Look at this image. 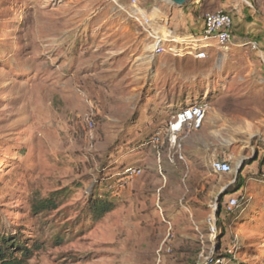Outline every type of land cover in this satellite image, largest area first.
Segmentation results:
<instances>
[{
	"label": "rangeland",
	"instance_id": "rangeland-1",
	"mask_svg": "<svg viewBox=\"0 0 264 264\" xmlns=\"http://www.w3.org/2000/svg\"><path fill=\"white\" fill-rule=\"evenodd\" d=\"M197 1L203 19L220 11L219 0ZM237 4L264 31V0ZM170 10L165 0H0V235L40 246L28 264H264V40L222 60L169 54L158 68L149 32H168L157 19ZM173 96H209L222 119L206 139L217 147L180 167L171 160L198 133L186 129L178 149L156 130ZM157 134L163 147L150 142ZM214 159L234 168L220 175L231 186L222 204L199 206L201 177L166 179L164 160L186 176ZM246 176L249 210L228 217ZM57 191L58 208L34 215ZM100 200L114 208L96 217Z\"/></svg>",
	"mask_w": 264,
	"mask_h": 264
},
{
	"label": "crops",
	"instance_id": "crops-1",
	"mask_svg": "<svg viewBox=\"0 0 264 264\" xmlns=\"http://www.w3.org/2000/svg\"><path fill=\"white\" fill-rule=\"evenodd\" d=\"M220 2L217 5V9L224 10L228 13H230L233 16L234 19V41L231 47H234L236 45H242L243 40L245 38H252L259 43L260 48H262V40H264V31H263V26L257 25L256 23L259 21L256 15L252 14V9L249 8H240L239 4H237V0H219ZM254 1V0H252ZM252 6V5H251ZM173 7V6H172ZM171 8V7H170ZM240 8V9H238ZM239 15V16H238ZM167 21L163 19H157V26L158 28L163 27L165 24L167 25V30L170 31L174 36L180 37V38H185L187 36H191L193 34H200L203 31L204 28V19L201 18V16L197 15L196 8L191 7L190 5L184 6L182 8L178 7H173V10L169 11V14H167ZM160 22H162V26H160ZM253 24V26H252ZM161 30V29H160ZM160 33V32H159ZM244 45V44H243ZM246 47V46H245ZM250 49L249 47H246ZM217 47H214L213 49H210L208 52V57L204 60H199V61H205L207 59H210L213 56L218 57V59L222 60V57H228V52L224 50L222 52L216 53L215 50ZM233 49V48H232ZM222 50V49H221ZM169 53L164 54V55H156L154 54L155 57H157V66L158 68H161L162 62L164 60V57L168 56ZM186 57H192V56H184L182 58ZM194 58V57H192ZM196 59V58H195ZM198 60V59H196ZM141 65V64H140ZM141 68L139 69L140 71L142 70V65L140 66ZM155 73V72H154ZM209 96H176V97H171V105L169 107H165L164 112L165 113H171L175 112L171 118L178 112H180L182 109L185 107H188L192 104H208L207 100ZM208 114L203 122L202 127L199 130H192L197 134L195 136L196 139H198V145L194 144L195 141H189L186 140L184 142V147L187 152V156L181 152L183 156V160H180L178 158H174L171 160V163L178 162L177 166H181L183 162L185 161L186 158H189V162L196 161L195 158L193 157H198L201 155V153L198 150H201L203 147L210 149L213 144L209 141H207V136L208 134L212 131L213 126H222V119L216 115H213L210 113L211 108L208 105ZM171 121H163L162 123L156 122V130L158 132H162L165 137H167L166 134H168V124ZM166 122V123H165ZM218 124V125H217ZM169 136V135H168ZM187 136L186 131L184 130L180 134V139L183 140ZM193 139V138H192ZM161 141V142H160ZM159 143L163 147L166 143L167 140H164L163 138H160ZM158 143V144H159ZM216 145V144H215ZM214 148L217 147L213 146ZM183 148V146H182ZM175 157V156H174ZM215 160V159H214ZM214 160H209L205 163L203 167V172H198L194 174H187L186 176L184 174H179L178 172H171V168L169 166V163L164 160L165 162L163 163V168L166 170V179L167 180H180L182 181L184 177H189L190 180H195L197 177H201L202 180L206 182L205 185H203V189L207 190L206 194H204V197L202 196V200H198L199 206L206 208L210 207V203H212V200H216L217 198L220 197V194L224 192V185L220 183L221 176L219 174H215L212 171L211 164ZM195 163V162H194ZM237 163H235V167H237ZM197 180V179H196ZM251 185V183L249 184ZM227 187V186H225ZM246 188V187H244ZM197 198V197H196ZM195 198V199H196ZM167 200V197H166ZM168 201V200H167ZM165 202V200H164ZM166 205H164L165 207ZM191 208L193 207L192 205L190 206Z\"/></svg>",
	"mask_w": 264,
	"mask_h": 264
},
{
	"label": "built area",
	"instance_id": "built-area-1",
	"mask_svg": "<svg viewBox=\"0 0 264 264\" xmlns=\"http://www.w3.org/2000/svg\"><path fill=\"white\" fill-rule=\"evenodd\" d=\"M198 3L200 2L197 0H191L188 5L195 8ZM130 17L139 23H142L143 19L150 22L149 19L140 16L137 12L130 15ZM152 21L153 20H151V22ZM168 33L171 38L164 42L161 41L163 34L159 32L157 33L154 30L149 32L150 37L154 40V54L160 56L169 53L177 58L192 56L198 60H204L208 57L209 50L214 47H218L224 51L230 49L234 41V19L230 13L222 10L206 15L204 18V28L200 33L201 38L199 39H196L194 34L185 38H180L174 36L170 31H168ZM243 44L244 46L249 47L252 51H259L260 49L259 43L255 39L249 37L243 40ZM207 113L208 104L204 103L192 104L175 114L168 124V135L171 144L175 147L178 146V149H181V145H177L178 136H180V134L186 129L191 131L199 130L203 125ZM159 141L160 135L157 134L154 136L151 143L156 145ZM176 153L178 159H184L179 150L176 151ZM211 168L215 174L219 175H229L234 172V168L230 162L219 159L212 162ZM139 173V170L133 168H128L126 170L128 176ZM236 206V197L229 196L225 200L223 210L225 213H232ZM211 221H214V218L211 217ZM218 261H215L214 259L209 261L208 258L207 264H220Z\"/></svg>",
	"mask_w": 264,
	"mask_h": 264
},
{
	"label": "trees",
	"instance_id": "trees-1",
	"mask_svg": "<svg viewBox=\"0 0 264 264\" xmlns=\"http://www.w3.org/2000/svg\"><path fill=\"white\" fill-rule=\"evenodd\" d=\"M153 139V138H152ZM152 139L150 142H152ZM149 142V143H150ZM242 171H240V174ZM240 176L235 180V184L239 183ZM244 184H240L238 191H241L244 187H248V184L254 181L252 178H244ZM256 182V181H255ZM259 183L264 184L262 179L257 181ZM231 186H228L224 189L225 194L230 193ZM247 190H242L241 193L235 194L237 199V206L232 213H225L226 216H242L246 214L249 210V200L246 196ZM61 191H57L52 193L49 197L37 200V202L32 206L34 215H40L47 211H52L58 208L59 199ZM234 195V194H233ZM219 203H223V199L220 197L218 199ZM114 208V205L110 202L98 201L93 205V212L96 217H100L102 215L108 214ZM237 220V218H235ZM19 235V234H18ZM18 235L12 234H4L0 235V264H28L29 261L33 258L36 251L40 249L37 243L29 244L25 243L23 240L19 238Z\"/></svg>",
	"mask_w": 264,
	"mask_h": 264
},
{
	"label": "water",
	"instance_id": "water-1",
	"mask_svg": "<svg viewBox=\"0 0 264 264\" xmlns=\"http://www.w3.org/2000/svg\"><path fill=\"white\" fill-rule=\"evenodd\" d=\"M165 1L168 2L173 7L182 8L186 5H188L191 0H165ZM242 166H243V164L238 165V173L241 171ZM223 194H225V192L220 194V197Z\"/></svg>",
	"mask_w": 264,
	"mask_h": 264
},
{
	"label": "bare ground",
	"instance_id": "bare-ground-1",
	"mask_svg": "<svg viewBox=\"0 0 264 264\" xmlns=\"http://www.w3.org/2000/svg\"><path fill=\"white\" fill-rule=\"evenodd\" d=\"M171 38L170 34L167 32L166 34H163L161 41H167Z\"/></svg>",
	"mask_w": 264,
	"mask_h": 264
}]
</instances>
